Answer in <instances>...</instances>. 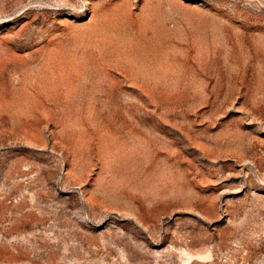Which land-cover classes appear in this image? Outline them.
<instances>
[{
  "label": "rangeland",
  "instance_id": "374dc122",
  "mask_svg": "<svg viewBox=\"0 0 264 264\" xmlns=\"http://www.w3.org/2000/svg\"><path fill=\"white\" fill-rule=\"evenodd\" d=\"M0 264H264V0H0Z\"/></svg>",
  "mask_w": 264,
  "mask_h": 264
}]
</instances>
